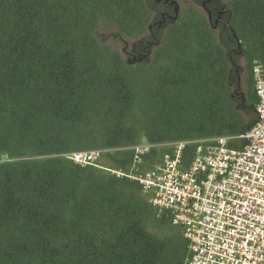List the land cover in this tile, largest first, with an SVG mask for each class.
Masks as SVG:
<instances>
[{
	"label": "trees",
	"instance_id": "obj_1",
	"mask_svg": "<svg viewBox=\"0 0 264 264\" xmlns=\"http://www.w3.org/2000/svg\"><path fill=\"white\" fill-rule=\"evenodd\" d=\"M202 1L158 30L156 0H0V264H185L171 213L106 168L128 171L138 142L256 123L264 0ZM101 22L133 40L126 56L97 36ZM88 149H108L99 166L64 155ZM195 149L186 144V167ZM169 150L152 147L140 171Z\"/></svg>",
	"mask_w": 264,
	"mask_h": 264
},
{
	"label": "built area",
	"instance_id": "obj_2",
	"mask_svg": "<svg viewBox=\"0 0 264 264\" xmlns=\"http://www.w3.org/2000/svg\"><path fill=\"white\" fill-rule=\"evenodd\" d=\"M257 121L237 136L130 146L134 162L128 171L106 168L137 180L148 201L171 213L188 239L185 264H264V77L253 68ZM243 139L241 147L231 141ZM195 143L189 167L181 163L183 150ZM166 146L163 161L147 170L138 166L152 147ZM108 149L64 154L81 166H99Z\"/></svg>",
	"mask_w": 264,
	"mask_h": 264
},
{
	"label": "rangeland",
	"instance_id": "obj_3",
	"mask_svg": "<svg viewBox=\"0 0 264 264\" xmlns=\"http://www.w3.org/2000/svg\"><path fill=\"white\" fill-rule=\"evenodd\" d=\"M181 2V7L190 6L191 3L188 0H179ZM197 9L203 11L201 6H196ZM113 27L107 23L101 22L99 27L97 28V36L104 38L106 42L111 45V47L115 50H118L126 56L131 48V44L133 42L132 39H121L112 36Z\"/></svg>",
	"mask_w": 264,
	"mask_h": 264
},
{
	"label": "flooded vegetation",
	"instance_id": "obj_4",
	"mask_svg": "<svg viewBox=\"0 0 264 264\" xmlns=\"http://www.w3.org/2000/svg\"><path fill=\"white\" fill-rule=\"evenodd\" d=\"M172 0H160L158 1V3H163V7L166 9V10H163L162 13H161V16H162V20L160 21L161 23H159L158 25V30L160 29H163L164 30V27L166 25V21H170V20H173L175 19L176 17V13H175V9H174V6L172 4H170ZM191 4H193L192 0H188ZM178 2V10H177V13L178 11L180 10L181 8V2L179 0H177ZM203 2V1H202ZM204 9V8H203ZM172 13H174V15H172ZM219 22V21H218ZM165 23V24H163ZM163 24V25H162ZM217 24V23H216ZM148 29L150 31V33H153V37L155 38L154 36V30H153V27L152 25H149L148 26Z\"/></svg>",
	"mask_w": 264,
	"mask_h": 264
},
{
	"label": "water",
	"instance_id": "obj_5",
	"mask_svg": "<svg viewBox=\"0 0 264 264\" xmlns=\"http://www.w3.org/2000/svg\"><path fill=\"white\" fill-rule=\"evenodd\" d=\"M157 2L158 1H160V0H156ZM207 1H209V0H205V1H203L202 2V9L203 10H205L206 9V2ZM170 4H172L173 6H174V9H175V13L177 14V10H178V2H177V0H172L171 2H170ZM209 19H210V16H209ZM221 19L218 17L216 20H215V24L218 22V21H220ZM226 24V23H225ZM232 34L234 35V36H236L235 35V33L232 31Z\"/></svg>",
	"mask_w": 264,
	"mask_h": 264
}]
</instances>
